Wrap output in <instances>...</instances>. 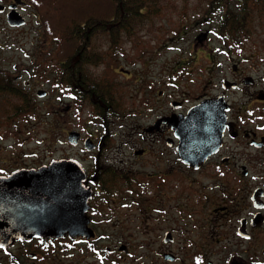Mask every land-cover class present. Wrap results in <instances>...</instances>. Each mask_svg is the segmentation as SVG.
<instances>
[{
	"label": "flooded vegetation",
	"instance_id": "obj_1",
	"mask_svg": "<svg viewBox=\"0 0 264 264\" xmlns=\"http://www.w3.org/2000/svg\"><path fill=\"white\" fill-rule=\"evenodd\" d=\"M14 1H0V15ZM241 4L222 0L213 21L210 14L194 27L193 55L152 70L150 51L135 74L131 106L119 92L121 81L112 82L122 108L97 122L99 136L80 132L73 146L81 153L32 160L22 148L26 121L17 120L36 106L30 92L35 77L56 80L44 95L36 93L45 98L55 84L58 94L47 103L60 98L55 112L78 106L76 89L62 92L77 58L57 59L46 69L50 75L38 72L33 61L45 51L40 41L25 52L29 62L15 66L18 72L0 68V139L13 140L0 144V213L6 214L0 222L30 221L25 172L54 158L78 161L90 190L81 229L61 225L54 235H9L0 239V264H264V35L252 40L264 17L248 15ZM27 5L16 4L24 17ZM70 205L60 202L54 209L58 224L78 219L66 209Z\"/></svg>",
	"mask_w": 264,
	"mask_h": 264
},
{
	"label": "trees",
	"instance_id": "obj_2",
	"mask_svg": "<svg viewBox=\"0 0 264 264\" xmlns=\"http://www.w3.org/2000/svg\"><path fill=\"white\" fill-rule=\"evenodd\" d=\"M24 1L31 4L42 27L45 51L33 61L36 71L43 72L57 59L77 58L75 75L64 80L68 88L62 92L76 89L80 107H90V118L104 122L122 106L114 84L91 66L102 63L111 52L125 50L127 43H145L147 35L165 28V20L168 32L163 33L162 44L179 39L196 25L206 23L202 19L208 18L222 0ZM239 1L248 15L264 17V0ZM52 87L56 89L55 84Z\"/></svg>",
	"mask_w": 264,
	"mask_h": 264
},
{
	"label": "rangeland",
	"instance_id": "obj_3",
	"mask_svg": "<svg viewBox=\"0 0 264 264\" xmlns=\"http://www.w3.org/2000/svg\"><path fill=\"white\" fill-rule=\"evenodd\" d=\"M228 5L232 6V3ZM228 5L226 4L227 7ZM219 9L220 8L218 7L216 12L212 14L210 17L211 21L216 17ZM21 11L26 17V23L20 29L10 28L5 20L4 14L0 15V68L10 73L18 72L15 69L16 65L27 64L29 62V59L25 56V52L35 50L37 43H40L43 39V36L39 37V32L41 31L38 29L40 28L41 30L42 28L37 13L34 11L31 4L29 3L26 7H22ZM163 22H165V28L147 35L146 40L144 41L145 43H136L135 45L127 43L125 45V50H118L115 52L116 54L111 52L110 55L104 57L102 63L91 66L92 70L103 72L107 80L115 82L116 84L121 81V85H124V87L121 86L119 92L121 91L120 94H124L127 106H131L132 104L130 105V103L134 99L132 96H134V90L136 88L135 74L140 72L143 66V61L149 56L150 51L153 50L155 52L153 54L154 59L152 64L149 65L152 70L160 68L165 60L176 59L181 55L187 57L194 53V48L192 46L193 37L199 29H191L183 33L179 39H172L168 43L162 44L161 38L163 37V33L166 31L168 32L167 20ZM208 26L210 27L209 24L204 25L200 29L203 30ZM263 35L264 28L257 31L252 40H259ZM212 41H216L214 37L212 38ZM11 43H14L16 48L9 46ZM49 45L50 43H48V46ZM42 48L44 49L45 47ZM49 58L53 57L50 56ZM43 62L45 61L43 60ZM119 67L129 70L131 75L125 77ZM46 69H48L47 66L43 72L50 75L49 73L51 72L46 71ZM35 78L36 79L31 80L30 92L32 93L33 102L36 106L32 111L25 115H21L17 119L18 121L25 120L28 129V137L25 138L24 144L22 145L24 152L31 154L32 160L35 157H41L44 153L55 156L81 153V150L72 146L66 140V134L69 129L74 128L81 132V137L88 135L89 132L99 136L102 127L97 124L98 121L90 118V107H80L79 100L78 106L74 105L68 107L61 113L55 112L54 110L57 109L55 107L58 106L60 98H57L55 100L57 102L54 104H47L51 99L54 100L53 95L58 94L55 92V89L52 88L53 95L48 94L45 98L37 96L35 92L37 88L48 89L53 78H46L44 76ZM17 82L23 83L24 79H19ZM115 86L117 91L118 85ZM65 95L66 94L63 93V96ZM61 100L63 102L69 101L67 97H63ZM63 105L64 104H62V106ZM114 121L119 123V119L117 118L114 119ZM0 144L3 146L12 145L13 140L11 138L0 139Z\"/></svg>",
	"mask_w": 264,
	"mask_h": 264
},
{
	"label": "water",
	"instance_id": "obj_4",
	"mask_svg": "<svg viewBox=\"0 0 264 264\" xmlns=\"http://www.w3.org/2000/svg\"><path fill=\"white\" fill-rule=\"evenodd\" d=\"M20 0H15L6 12V21L9 25H22L25 17L16 9V4ZM4 5L0 3V11ZM202 31L196 37L204 35ZM38 95H44L45 90L37 89ZM182 123V118L178 119ZM80 137V132L74 128L67 131L66 139L71 145H75ZM84 145L87 149L93 147L90 137H86ZM85 172L78 161L70 157L54 158L48 164L38 168L32 167L25 172V176L30 177L26 190L30 191V205L32 213L30 221L27 223L0 222V239H6L9 235H32V234H56L59 228L71 226L77 230L81 229L86 221L84 211L87 208V201L90 190L82 182ZM63 202H70L68 210L77 212V220L68 219L62 224L56 222L54 209ZM6 214H1L5 216ZM75 215V214H74ZM73 215V216H74ZM62 225V227H61Z\"/></svg>",
	"mask_w": 264,
	"mask_h": 264
}]
</instances>
